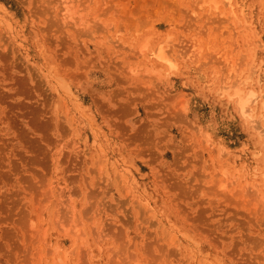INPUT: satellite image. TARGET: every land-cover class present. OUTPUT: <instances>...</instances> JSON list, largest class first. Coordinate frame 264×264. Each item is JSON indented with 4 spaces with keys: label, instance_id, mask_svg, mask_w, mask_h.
I'll list each match as a JSON object with an SVG mask.
<instances>
[{
    "label": "rangeland",
    "instance_id": "rangeland-1",
    "mask_svg": "<svg viewBox=\"0 0 264 264\" xmlns=\"http://www.w3.org/2000/svg\"><path fill=\"white\" fill-rule=\"evenodd\" d=\"M212 1L0 0V264H264V0Z\"/></svg>",
    "mask_w": 264,
    "mask_h": 264
},
{
    "label": "bare ground",
    "instance_id": "bare-ground-1",
    "mask_svg": "<svg viewBox=\"0 0 264 264\" xmlns=\"http://www.w3.org/2000/svg\"><path fill=\"white\" fill-rule=\"evenodd\" d=\"M52 1L54 2V5H55V8H57V11L64 13L61 17V18H63L62 21L64 23L67 21L68 23H72L73 27L84 28V24H86V21H84L83 17L80 16V17H77V19L75 18V16L78 15V9L80 7L78 4L79 0H52ZM223 1L227 2L231 8L230 0H223ZM209 3L213 4V7L211 8L213 10H216L217 6L220 5V3L213 2L212 0H209ZM232 7H234V6L232 5ZM222 13H223V11L221 10L220 14H222ZM229 13L232 14L231 9L229 10ZM194 46L192 45V48ZM144 47H145V45L143 44L142 46L137 48V50H138L137 52L142 53L144 51L143 50ZM222 50H224V48ZM150 53H151L150 56L152 57V59L153 60L156 59L162 66L165 67L167 65H171V59H168V57L166 56V54L164 52V48L161 45H157V47H155V49H153V50L151 49ZM188 55L189 54H186V56H184V57H187L188 64L195 66L198 62H195V60H193V59H195L196 57L194 58V55H193V57H189ZM222 56H223V58H228L229 62H233V60H234V58H232L230 55H226L225 53H222L220 58H222ZM232 73H234V71ZM251 75L252 74L249 73L243 80L238 79V80H235L237 82H230V83L229 82H221L220 83L219 82L220 78L218 77L219 79L217 82L219 84L217 83V85H215L214 90L218 96H226L225 94L227 93V89L230 90V89L234 88L235 85H239L241 82L247 81L249 78H251ZM214 78H215V76H214ZM214 78H213V80H214ZM222 84H225L226 87L224 88L223 86H221ZM254 95L255 94L253 92L242 94L238 91H235L232 94L227 95V97H229V98L226 97L227 99L232 100V102H233L232 104L236 106V110H237L239 116L242 118V120L244 121V123L246 124V126L248 128H250L251 123H252L251 122V115H250V112L252 111V109H250V108H251V103L255 100ZM261 128L264 129V117L262 120ZM262 142H263V140H262ZM224 169H225V167L219 168V172L221 173V175L224 174V171H225ZM261 182H263V185H264V180H261ZM244 185H246V184H244ZM56 215H57V211L55 210L53 215H52V221H51L52 222V228L55 230L56 226L61 227L63 236L64 237L68 236L72 242H74V240L76 241V238L79 239L80 236L77 233L78 230L76 228H74L72 232H68L67 229H63L64 227L62 226V220ZM70 215L72 216V218L75 216V210L73 208L71 210ZM62 246H63V242L60 239H57L55 244H53V246H52L54 252L57 254V258H56L57 263L56 264H66L65 260L67 259V257L65 256L66 255L65 251L62 250Z\"/></svg>",
    "mask_w": 264,
    "mask_h": 264
}]
</instances>
